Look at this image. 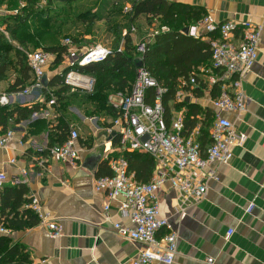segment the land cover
<instances>
[{
    "label": "crops",
    "instance_id": "crops-1",
    "mask_svg": "<svg viewBox=\"0 0 264 264\" xmlns=\"http://www.w3.org/2000/svg\"><path fill=\"white\" fill-rule=\"evenodd\" d=\"M42 1L46 3L47 0ZM74 1H83L86 12L91 11L98 16L93 22L82 21L77 17L85 25L106 22L112 27L116 23L125 26L131 22L128 29L122 30V46L126 33L131 34L135 44L147 36L152 26L159 24L158 17L149 18L146 15L130 21L137 0ZM167 1L200 6L219 23L236 19L264 26V0ZM73 2L59 1L54 7L60 10L59 7H67ZM23 4L25 5V1ZM16 8L15 0H0V20L14 15ZM6 24H0V32L9 36ZM135 25H138L136 30H131ZM204 40L209 42V37L206 36ZM14 44L19 46L18 42ZM11 57L15 62L8 67L5 77L0 79V93L17 92L9 91L21 77L15 65V52ZM64 64L63 62L54 68L52 63L47 68V84L62 72ZM203 68L205 67H199L197 71ZM30 81L25 88L32 83V79ZM47 84V88L32 91L22 101L18 99L10 107L35 103L47 105L50 92L55 94V89L59 90V86L54 88ZM243 87L250 98L247 111L240 116L233 112H226L225 115L235 122L239 131L247 134V140L244 146L233 148L234 155L228 164L217 166L218 179L210 181L206 198L192 204L187 215L181 219L178 213L179 192L169 181L163 183L158 191L161 214L170 217L179 233L178 253L173 264H207L208 257L215 258L214 264H264V30L259 58L247 74ZM62 90L67 97L64 98L62 107L59 103L53 107L54 115L49 121L57 122L62 115L80 132L77 141L81 148L78 165L49 160L45 168L39 166L38 159L44 152L38 148L49 147L52 130L45 128L38 134L29 132L32 122L45 118L41 116L42 111H38L18 124L10 123L15 137L10 148H0V171L8 176L2 189L12 184L15 178L25 179L29 188L27 197L35 195L39 198L43 211L51 213L62 224L63 234L52 238L48 228L38 223L14 230L6 226L9 233L0 235L5 234L13 243L24 246L31 263L46 259L49 264H132L144 245L120 235L115 229L114 222L129 223L128 218L118 210L117 201L111 203L108 212L110 221L105 219L107 193L96 190L94 186L96 177L112 174L111 161L123 155L114 131L110 130L115 115L100 109L88 96L90 93ZM69 92L77 95L69 96ZM121 93L123 92L116 89L111 90L108 102L112 105L119 102ZM190 93L191 95L186 94V98L190 99L188 102L198 103L202 107L198 115V126H201V142L206 141L203 144L206 146L210 142V128L215 117L211 96L206 92L200 97ZM182 109L186 111L185 108ZM174 111L176 110L172 114ZM13 157L16 159L15 163L10 162ZM22 169L27 170L26 175L22 173ZM2 222L6 221L1 220L0 224ZM229 231L233 233L227 238Z\"/></svg>",
    "mask_w": 264,
    "mask_h": 264
},
{
    "label": "built area",
    "instance_id": "built-area-1",
    "mask_svg": "<svg viewBox=\"0 0 264 264\" xmlns=\"http://www.w3.org/2000/svg\"><path fill=\"white\" fill-rule=\"evenodd\" d=\"M129 9V7H126ZM18 13V11H15ZM187 35L198 38L209 36L211 51V66L200 71H194L190 76L192 88L201 86L202 90L211 96L214 85H219V94L211 96V105L215 117L210 128V142L204 146L201 142V126H196L190 133L186 132L185 110H176L170 123L166 118V108L163 102L167 88L144 65L143 56L150 49L155 36L169 31L166 25H154L147 36L135 43L142 65L137 67L136 76L130 90L120 94V101L113 103L117 115L110 130L118 139L117 144L123 155L111 161V175L98 176L94 180L96 190L106 191L108 203L105 205V219H111L108 214L111 203L118 202V210L128 218L129 223L114 222L120 235L142 243L132 264H173L178 253L179 233L169 216L161 214L158 191L166 181L179 192V215L183 219L192 204L206 198L209 183L218 179L217 166L228 164L233 158V148L244 146L247 134L237 129L235 122L225 115L233 112L238 116L247 111L250 98L245 93L243 84L247 74L259 58L264 26L250 21L239 22L229 19L216 22L211 14L206 13L202 19L188 25ZM135 31L136 27L132 26ZM184 33L183 30H181ZM185 34V33H184ZM238 34V38H236ZM214 35V36H213ZM63 44L67 47L64 68L59 74L62 83L72 91L92 93L96 80L82 68L104 62L112 53L109 46L95 44L78 46L72 38H65ZM123 46H120V50ZM28 63L32 71V83L25 89L14 93H0V107H7L22 99L34 90L47 88L43 77L47 68L52 65L56 53L44 48L27 52ZM68 68L66 72L64 69ZM196 75H198L196 77ZM183 84H187L183 81ZM155 88L156 96L148 102V89ZM191 92V91H190ZM190 92L180 89L177 99L183 101ZM47 100V108L41 116L52 119L53 105L56 95L51 91ZM57 117V116H55ZM15 132L12 129L0 133V148L8 149L12 145ZM80 132L71 126L67 140L52 147H39L44 154L38 159L42 168L49 160L67 162L78 165L80 150L78 138ZM127 151H140L151 155L156 162L153 178L149 182H140L129 171ZM10 162L15 163L13 157ZM23 174L27 170L22 169ZM8 181L5 172L0 171V188ZM25 179L15 178L12 184L25 183ZM35 212L39 224L48 228L49 236L60 237L63 234L62 224L51 213L44 212L39 198L30 197L26 204ZM9 229L0 224V233H9ZM233 231H229L230 238ZM207 264H214L215 258L208 257ZM31 264H49L46 259Z\"/></svg>",
    "mask_w": 264,
    "mask_h": 264
},
{
    "label": "trees",
    "instance_id": "trees-1",
    "mask_svg": "<svg viewBox=\"0 0 264 264\" xmlns=\"http://www.w3.org/2000/svg\"><path fill=\"white\" fill-rule=\"evenodd\" d=\"M15 1L17 6L18 2ZM24 1L25 5L17 6L18 13L5 16L3 20H0V24L7 23L5 29L9 35L0 32V79L5 77L6 70L15 62L11 57L13 52L17 59L15 65L21 74L9 91L24 89L33 78L27 56L29 46H34L36 49L44 48L56 53L57 57L53 62L54 68L62 65L67 54V47L63 43L56 41L49 44L47 35L52 30L53 20L59 19L63 14L61 10L54 7V4L59 1L71 3L74 0H47L44 5L40 3V0ZM205 14L204 8L186 3L167 0H137L133 6V16L130 17V21H134L141 15H146L149 18L155 16L158 17L160 25L170 28L169 31L161 32L155 36L150 49L144 54L143 60L146 68L161 85L167 88L163 102L168 123H170L173 110L186 109L187 133H190L198 125V115L202 111V107L200 104L188 102L186 99L179 101L177 94L180 89H183L193 92L197 97L204 95L203 84L195 88L190 86V76L199 67L209 68L211 66L210 43L204 40L211 34L195 38L182 33L181 30L202 19ZM77 17L82 21L90 22L98 18L91 11L82 12ZM129 23L131 22L126 23L125 26L116 23L111 27V30L117 35V44L104 62L82 68L96 80L93 92L88 94L90 99L96 102L100 109L112 112L115 117L117 109L108 102L109 92L113 89L123 93L130 90L140 60L137 47L129 32L126 33L123 49L120 50L122 33L128 29L127 27H130ZM13 41H17L19 46L15 45ZM67 70L68 68H65L64 72ZM183 81H186L187 84H183ZM47 85L54 88L59 86V90L55 89L56 103L53 107H56L58 103L62 107L64 98L67 97L62 93V89L70 90V87L62 83L60 75H56ZM218 94L219 85L216 84L211 90V96L216 97ZM73 95V92H69V96ZM155 96V88H149L148 102H152ZM50 98L51 96L48 97V100ZM46 108L45 104L40 103L0 107V133L9 130L11 122L18 124L33 113ZM56 121L51 122L47 118H39L31 123L29 132L38 134L43 129L49 128L52 130L49 147L62 144L69 137L71 125L62 115ZM125 156L129 161V171L134 174L137 181L149 182L153 178L156 162L151 155L140 151H127ZM28 193L29 188L25 183L9 184L0 189V221H6L2 222L3 225L14 230L32 227L39 223L37 214L25 206L30 200V197H27ZM30 263L29 254L24 246L13 243L12 239L5 234L0 235V264Z\"/></svg>",
    "mask_w": 264,
    "mask_h": 264
},
{
    "label": "rangeland",
    "instance_id": "rangeland-1",
    "mask_svg": "<svg viewBox=\"0 0 264 264\" xmlns=\"http://www.w3.org/2000/svg\"><path fill=\"white\" fill-rule=\"evenodd\" d=\"M41 1L42 0H40V3L44 5L45 3ZM17 2V6H20L24 0H17ZM60 5L65 6L67 4ZM59 8L60 10H63L62 12L64 15L62 18L53 20L52 30L47 35L49 44L56 41L63 43L64 39L69 37L72 38L78 46L86 47L100 43L109 46L111 49L115 48L117 44V35L115 32L110 30L111 25H107L106 22H100L99 24L95 25H85L83 22L77 19V14L86 12V8L83 6V1H74L72 5ZM135 27H138V25H135ZM86 34L89 36H85ZM14 42L17 41H13V43ZM35 49L36 48H34V46H29V48H27V52H32ZM46 82L47 81L44 78L43 83L47 84Z\"/></svg>",
    "mask_w": 264,
    "mask_h": 264
},
{
    "label": "water",
    "instance_id": "water-1",
    "mask_svg": "<svg viewBox=\"0 0 264 264\" xmlns=\"http://www.w3.org/2000/svg\"><path fill=\"white\" fill-rule=\"evenodd\" d=\"M183 31H184L185 34H188V32H189V27H188V26L185 27V28L183 29ZM142 63H143L142 60H139V61H138V66H141ZM44 78L46 79V74L44 75L43 79H44ZM46 83H47V82H46ZM186 100L189 101L190 99H189V98H186Z\"/></svg>",
    "mask_w": 264,
    "mask_h": 264
}]
</instances>
